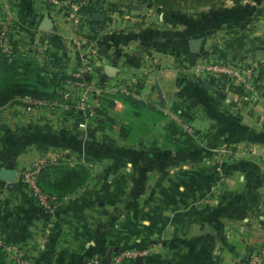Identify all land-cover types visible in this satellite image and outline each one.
<instances>
[{
  "label": "crops",
  "instance_id": "obj_1",
  "mask_svg": "<svg viewBox=\"0 0 264 264\" xmlns=\"http://www.w3.org/2000/svg\"><path fill=\"white\" fill-rule=\"evenodd\" d=\"M6 20L41 74L89 62L94 85L139 82L141 93L101 96L102 120L20 96L0 106V171L17 170L0 177V236L14 247L7 264L20 254L29 264H92L109 246L144 248L145 238L147 252L125 264H239L264 246V72L244 100L238 85L220 91L199 67L264 61V1L161 11L152 0H0V27ZM108 66L115 72L104 76ZM225 142L233 152L218 156ZM41 161L51 166L43 182L60 195L51 208L20 176ZM79 165L87 180L59 192L54 183Z\"/></svg>",
  "mask_w": 264,
  "mask_h": 264
},
{
  "label": "built area",
  "instance_id": "obj_2",
  "mask_svg": "<svg viewBox=\"0 0 264 264\" xmlns=\"http://www.w3.org/2000/svg\"><path fill=\"white\" fill-rule=\"evenodd\" d=\"M87 0H76L75 3L80 5L86 3ZM11 31V23L6 20L0 27V48L7 52H11L9 44V33ZM86 62H84L85 64ZM200 70L207 75L209 81H219L222 78L226 79V85L235 84L241 87V97L244 100L251 98V89L258 81L261 74L264 72V61L255 62L247 65L233 64L226 59H217L205 61L200 64ZM85 66L78 67L71 75L72 78H67L63 87L57 89L55 96L50 97H25V101L30 106L35 108H47L55 110L60 106H65L68 109L81 112L86 118L97 117L96 109L100 103L101 96L111 93H122L131 95L134 98H141V93L138 89H133L128 83L116 81L105 86L94 85L86 78L84 73ZM183 129L192 133V127L186 123ZM213 152L218 156H225L233 152V148L228 143H222L213 148ZM45 162V161H44ZM42 161L35 165L23 168L20 171V176L26 187L28 195L43 207L51 208L58 202V197L44 191L38 183V177L41 170ZM0 244L7 253V259L11 256L14 247L5 242L0 236ZM147 248H123L111 254L108 264H125L129 259L137 254L146 253ZM20 264H29V259L22 256L18 258ZM92 264H100L101 257L95 255L90 259ZM239 264H264V246L253 249L248 252L244 259H238ZM146 264V263H139Z\"/></svg>",
  "mask_w": 264,
  "mask_h": 264
},
{
  "label": "trees",
  "instance_id": "obj_3",
  "mask_svg": "<svg viewBox=\"0 0 264 264\" xmlns=\"http://www.w3.org/2000/svg\"><path fill=\"white\" fill-rule=\"evenodd\" d=\"M222 1L223 0H152L153 3L160 6L161 11H168L179 8H198L207 5L219 4ZM111 5L113 4L111 3ZM9 36L11 52L9 53L0 48V106L5 105L16 96L38 98L55 96L57 89L63 87L66 79L72 78L71 74L64 73L59 75H57L56 73H53L52 75L47 74V76L41 74L40 67L38 65H35L34 61L24 59L23 56L26 55L23 54V51L20 48L14 45L15 43L11 39V33H9ZM211 83L216 85L221 91L225 88L226 79L222 78L216 82L214 80H211ZM49 84H54V88L52 90L44 89V87H47ZM105 85H107V83ZM130 86L133 89H139L140 83L138 82L135 83L134 86ZM231 87H233V85H231ZM234 89L238 92L242 91L240 86H235ZM111 95H122L127 97L128 99L137 101V98H134L131 95H125L122 93H111ZM96 112L98 115V119L102 120L104 118V112H102V109L97 108ZM182 115L185 117H189L188 114L184 112ZM185 139L190 140L188 136ZM48 168H51V166L41 167L38 177V183L44 191L60 197L59 193L56 194L52 192V190H50V187H47L46 182H43V172ZM88 176V170L84 166L79 165L71 170H66L64 176H62L59 181L54 183V187L59 192L73 190L78 185L83 184L87 180ZM150 242L151 241L149 239L145 238L139 244V247H146L148 244H150ZM0 264H7V253L5 252L1 244Z\"/></svg>",
  "mask_w": 264,
  "mask_h": 264
},
{
  "label": "water",
  "instance_id": "obj_4",
  "mask_svg": "<svg viewBox=\"0 0 264 264\" xmlns=\"http://www.w3.org/2000/svg\"><path fill=\"white\" fill-rule=\"evenodd\" d=\"M101 16L100 13H97V17ZM38 20L40 22V28L43 29H48L52 26L53 21L52 19L48 16V15H43V16H39ZM201 40L199 38H194L193 41L191 42V44L195 47H198L200 44ZM115 67L114 66H108L107 67V71L105 72L104 76H108L111 75L115 72ZM204 84H207L210 86V84L208 82H204ZM17 170L11 166H6L3 167L0 171V177L5 179V180H13L16 176ZM118 248L114 247V246H109L105 255L102 257L100 264H108L111 258V254L114 251H117Z\"/></svg>",
  "mask_w": 264,
  "mask_h": 264
},
{
  "label": "rangeland",
  "instance_id": "obj_5",
  "mask_svg": "<svg viewBox=\"0 0 264 264\" xmlns=\"http://www.w3.org/2000/svg\"><path fill=\"white\" fill-rule=\"evenodd\" d=\"M68 1H70V2H75L76 0H68ZM87 2V5L89 6L90 4H91V0H87L86 1ZM83 63V62H82ZM80 64V65H78V67H82V66H85V71H84V73L86 74V78L89 80V81H91L92 79H90V77H89V75L88 74H90V70H89V68H90V66H91V63H89V62H86L85 64L83 63V64ZM77 66H76V68H75V70L78 68ZM72 73V72H71ZM70 73V74H71ZM119 81V80H118ZM120 82H122V81H120ZM109 85H110V83H109Z\"/></svg>",
  "mask_w": 264,
  "mask_h": 264
}]
</instances>
